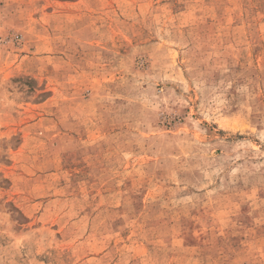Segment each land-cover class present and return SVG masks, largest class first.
I'll use <instances>...</instances> for the list:
<instances>
[{"label":"rangeland","instance_id":"rangeland-1","mask_svg":"<svg viewBox=\"0 0 264 264\" xmlns=\"http://www.w3.org/2000/svg\"><path fill=\"white\" fill-rule=\"evenodd\" d=\"M0 264H264V0H0Z\"/></svg>","mask_w":264,"mask_h":264}]
</instances>
